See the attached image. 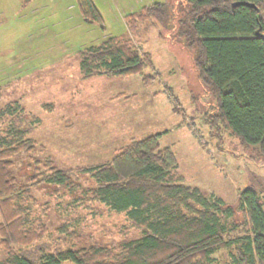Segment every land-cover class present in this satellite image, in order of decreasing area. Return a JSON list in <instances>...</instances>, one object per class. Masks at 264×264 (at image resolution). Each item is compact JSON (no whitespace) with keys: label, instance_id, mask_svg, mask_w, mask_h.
I'll use <instances>...</instances> for the list:
<instances>
[{"label":"trees","instance_id":"16d2710c","mask_svg":"<svg viewBox=\"0 0 264 264\" xmlns=\"http://www.w3.org/2000/svg\"><path fill=\"white\" fill-rule=\"evenodd\" d=\"M75 1L84 21L105 29L93 0ZM181 6L178 0H164L127 13L132 38L111 36L77 50L81 78L140 75L150 85L155 76L145 71L154 66L153 55L139 45L140 34L148 23L157 24L191 57L195 77L210 98L203 120L212 136L221 138L225 128L242 147L264 158V0H185ZM173 109L181 116L176 103ZM25 114L18 103L0 107V247L7 253L0 264H212L219 251L229 252L231 264H264V199L254 184L240 193L237 208L213 193L205 195L185 182L176 154L170 146L160 147L159 134L132 140L106 164L64 170L50 156L41 164L34 158L44 148L28 138L39 120L32 118L28 128ZM25 155L33 159L34 173L21 184L14 169ZM77 174L94 184L87 197L124 213L142 229L141 237L113 249L70 247L36 256L17 250L32 246L47 231L34 224L32 187H66Z\"/></svg>","mask_w":264,"mask_h":264},{"label":"rangeland","instance_id":"374dc122","mask_svg":"<svg viewBox=\"0 0 264 264\" xmlns=\"http://www.w3.org/2000/svg\"><path fill=\"white\" fill-rule=\"evenodd\" d=\"M93 1L103 13L105 29L84 21L75 0H0V107L18 103L28 128L32 118L39 120L28 135L44 148L34 159L43 164L50 156L58 168L76 171L109 163L132 140L159 134L160 147L173 149L187 184L236 208L240 193L251 184L264 199L263 156L242 147L225 128L221 138L212 136L203 120L210 98L195 77L191 57L159 25L148 23L137 42L153 55L154 66L145 71L155 76L150 85L140 75L81 78L77 50L111 36L132 38L125 16L146 5V0ZM180 4L184 8L185 0ZM50 104L53 108L47 110L44 106ZM31 160L25 155L16 162L21 184L34 173ZM92 186L88 176L77 174L66 187H32L34 224L47 231L32 246L17 250L36 256L41 250L70 247L113 249L141 237L142 229L133 227L124 213L87 197ZM6 256L0 247V261ZM212 264H231L229 252L219 251Z\"/></svg>","mask_w":264,"mask_h":264},{"label":"crops","instance_id":"0c3cea01","mask_svg":"<svg viewBox=\"0 0 264 264\" xmlns=\"http://www.w3.org/2000/svg\"><path fill=\"white\" fill-rule=\"evenodd\" d=\"M154 0H146L145 2L146 3H144V4H146L145 6H148V5H150V4H152V2H153ZM94 2V1H93ZM141 2V1H140ZM155 2H160V0H156ZM96 7H97V5H96ZM98 8V7H97ZM99 9V8H98ZM99 11H100V9H99ZM101 12V11H100ZM101 14H102V16H103V13L101 12ZM103 19H105L104 17H103ZM105 21V20H104Z\"/></svg>","mask_w":264,"mask_h":264},{"label":"water","instance_id":"95a60500","mask_svg":"<svg viewBox=\"0 0 264 264\" xmlns=\"http://www.w3.org/2000/svg\"><path fill=\"white\" fill-rule=\"evenodd\" d=\"M244 3H235L234 5H233V7H236V6H239V5H243ZM249 6H253V5H251V4H248Z\"/></svg>","mask_w":264,"mask_h":264}]
</instances>
